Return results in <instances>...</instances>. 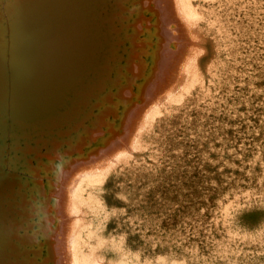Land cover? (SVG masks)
<instances>
[{
	"label": "bare ground",
	"instance_id": "6f19581e",
	"mask_svg": "<svg viewBox=\"0 0 264 264\" xmlns=\"http://www.w3.org/2000/svg\"><path fill=\"white\" fill-rule=\"evenodd\" d=\"M128 3L0 0V112L20 145L68 89L77 107L116 76ZM154 3L190 48L128 142L68 181L65 264H264V0Z\"/></svg>",
	"mask_w": 264,
	"mask_h": 264
},
{
	"label": "rangeland",
	"instance_id": "374dc122",
	"mask_svg": "<svg viewBox=\"0 0 264 264\" xmlns=\"http://www.w3.org/2000/svg\"><path fill=\"white\" fill-rule=\"evenodd\" d=\"M138 2L129 0L128 11L134 15L129 13V21L126 18L118 26L128 36L123 44L126 50L105 89L80 99L77 107H70L68 89L54 117L43 120L38 116L35 125L23 131L21 139L30 136L26 145L14 137L13 117L4 108L0 112V140L4 142L0 146V230H7L0 264L67 263L61 235L67 219L63 196L68 181L128 142L150 98L167 86L182 64L190 48L187 29L176 17L161 19L154 0H144V5ZM133 34L138 36L132 45Z\"/></svg>",
	"mask_w": 264,
	"mask_h": 264
}]
</instances>
